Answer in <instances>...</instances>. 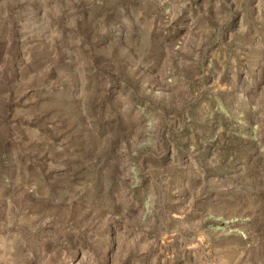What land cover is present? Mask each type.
Segmentation results:
<instances>
[{
  "label": "rangeland",
  "instance_id": "1",
  "mask_svg": "<svg viewBox=\"0 0 264 264\" xmlns=\"http://www.w3.org/2000/svg\"><path fill=\"white\" fill-rule=\"evenodd\" d=\"M0 264H264V0H0Z\"/></svg>",
  "mask_w": 264,
  "mask_h": 264
}]
</instances>
